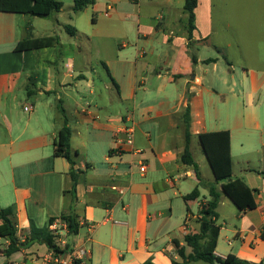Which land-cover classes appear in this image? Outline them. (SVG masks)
<instances>
[{
	"label": "crops",
	"instance_id": "0c3cea01",
	"mask_svg": "<svg viewBox=\"0 0 264 264\" xmlns=\"http://www.w3.org/2000/svg\"><path fill=\"white\" fill-rule=\"evenodd\" d=\"M148 1L151 8L145 13L139 0L135 18L131 15L126 18L135 19V38L123 44H112L113 57L103 63L111 78L106 88L116 91L120 103L114 105L110 99L111 105L102 104L94 108L91 101L82 95L84 92L95 95V80L91 79L88 67L78 63L82 48L78 46L77 51L72 50L73 54L64 49L58 50L64 44L60 36L55 35L56 41L50 47L17 51L18 44L28 38H49L40 35L42 25L38 21L45 18L0 11V117L6 124L11 144L10 147L0 146V160L7 155L12 158L20 156L29 161L25 166H17L11 161L9 170L1 174L3 178L0 179L11 195L4 208H14L21 241L29 234L30 220L35 222L28 206L42 208L51 204L59 209L63 203V214L74 211L81 225L77 236L66 237L68 247L86 251L89 263L143 264L151 259L155 264H172L173 259L179 260L175 240L184 245L187 234L199 232L200 208L209 201L207 186L200 188L201 197L198 200L186 202L184 199L200 184L194 170L181 161L187 145L184 115L189 105L190 150L193 157L195 144L200 145V135L229 131L233 179L242 180L258 190L257 208L242 216L234 203L222 195L224 198H221L217 208L218 224L222 208L227 205L236 218L225 219L232 222L233 228L225 229L228 247L223 250L220 249V241L224 225H221L215 254L222 259L234 254L243 260L264 262V177L260 175L264 173V166L254 171L245 169L242 177L235 175L234 133L232 129H220L219 124L208 122L206 115L205 95L227 100L238 89L235 64H223L219 56L221 51L217 50L214 41L212 2L199 0L195 10L196 29L190 43L188 13L183 10L177 14L171 0ZM99 5L95 0V10ZM108 7H113L115 13L112 4H107L103 12L106 13ZM61 12L49 18H58ZM56 22L60 24L57 19ZM67 26L71 25H64L65 31L75 38L77 30L72 29L70 33ZM162 31L167 33L160 35ZM100 47L109 48V43H100ZM211 47L218 51L217 55H207V52H212ZM243 72L247 99L242 115L235 116L233 126L236 131L249 127L264 134V125L260 120L264 105V72L258 73L247 67ZM28 87L36 88L38 93L28 97ZM140 94H143L141 101ZM130 102L133 109L128 105ZM20 107L30 114L26 120L15 125L13 118ZM61 108L72 131V150L78 152L76 194L73 193L74 181L68 161L56 158L54 149L49 155H42V150L50 146L54 148L59 138L64 125ZM54 110L59 115L52 118L49 111ZM130 127L134 128V146L122 143L126 139L125 131ZM75 134L85 151H88L90 140L108 145V153L104 156L107 167L98 168L97 161L91 159L88 153L72 146ZM25 136H29L25 144L15 146V141ZM110 151H114L112 155ZM254 151L264 162L263 136ZM204 157L208 162L205 154ZM142 163L147 167L146 172L140 170ZM197 164L204 182L214 183L209 163L212 177H206L201 163ZM249 171L262 179V188L253 185L252 178H243L250 176ZM51 177L60 182L55 183ZM24 180H28L29 185ZM188 181L195 182L190 189L185 187ZM1 197L0 192V203ZM181 202L185 203L182 211L179 209ZM52 214L55 213L48 216L60 218L63 215ZM174 220L181 223L178 229L174 228ZM177 232L179 235H176ZM229 241H232L231 245ZM9 245L8 240L0 237V264H34V260L48 250L46 246L36 244L7 257L5 251ZM187 252L190 253L191 249L187 248ZM190 264L220 263L197 261Z\"/></svg>",
	"mask_w": 264,
	"mask_h": 264
},
{
	"label": "rangeland",
	"instance_id": "374dc122",
	"mask_svg": "<svg viewBox=\"0 0 264 264\" xmlns=\"http://www.w3.org/2000/svg\"><path fill=\"white\" fill-rule=\"evenodd\" d=\"M59 1L63 3V8L58 18H45L43 19L44 21H38V24L42 25L40 35L42 37L60 36L64 47H59L58 50L64 49L73 54L74 52L72 50L76 49L77 51L78 46L82 48L83 52L79 56L78 63L83 67H88L87 71L91 79L95 80V95H90L89 92H84L82 95L87 98L89 102L91 101L93 108L102 104L111 105V100L113 101L112 104L118 105L120 102L118 101L116 91L106 88V84L111 83V78L103 66V63H107V61L113 57L110 49L111 46L114 48L113 45L116 43L123 44L135 38L137 24H135L134 15H137V4L139 0H98L100 5L96 10L91 6L76 14L73 12L72 8L74 6V0ZM140 1L142 2L144 13L148 8H151L148 0ZM171 1L174 11L177 14L183 12L185 0ZM211 2L214 8L215 18L214 41L218 47L217 50L221 51L219 56L222 58L223 64H226V62L227 64H229V62L235 64V81L238 89L236 94L232 97L229 96L227 100H225V98L219 99V97L216 96L209 97V95H205L206 115L208 122L219 124L220 129H232L234 133L233 154L235 175L242 177L245 175V169L254 171L264 166L263 159L254 151L255 147L259 145L260 137H264L262 131H257L249 127H243L242 130L236 131L233 126L235 116L242 115L244 111L243 104L247 99V83L242 77L244 74V67L258 73L264 72V0H211ZM107 4L114 5L116 9L115 13L112 11L113 15L111 17H107L106 13L103 12ZM128 15L134 18L126 19ZM56 19L59 20L60 24L56 22ZM64 25H71L77 30L76 39L70 37L65 31ZM37 29L39 30V28ZM164 33L167 32L162 31L160 35ZM97 41L100 42L97 44ZM107 42L109 43V48L106 47L103 49L100 47V43ZM211 50L212 52H207L208 56L218 54V51L214 47H211ZM74 55H76V53ZM60 71L62 72V69ZM22 92L23 96L26 98L24 90H22ZM140 97H143V94L139 95V100L141 101ZM213 98H215V101L212 102ZM128 105L132 108L131 102L128 103ZM29 114V112H26L20 107L17 116L13 118V123L15 125L19 124L21 120H26ZM49 114L52 118L59 115L58 112L56 114V110L49 111ZM58 118H60V116ZM260 120L264 125V105L261 107ZM27 138H29V136L15 141V146L21 147L25 144ZM79 143V138L75 134L72 146L74 148H80L82 153H88L91 159L97 161L98 168L107 167V165L104 164V156L108 153L107 144L102 141H98L96 144L90 140L87 144L88 151H85V148ZM4 145L6 147L11 146L6 131V124L0 117V146L4 147ZM53 149L54 148L50 146L49 149L42 150V155H49L52 153ZM193 153L197 163H201L203 167V174H205L206 177H212L213 171L211 173L208 162L205 161L203 151L198 143L195 144ZM80 159L81 158H79V160ZM11 161L17 166H25L29 163L28 160L20 156H13L12 158L5 155L0 160V178H3L1 174H4V171L9 170L11 167ZM60 162H62V160ZM262 169L264 170V168ZM250 173L249 177L243 178H252V184L262 188V179L258 177L256 173ZM51 178H53L52 180L57 184L60 182L59 179H54L56 177ZM24 181L29 185L28 180ZM47 181L49 182V179ZM3 183L4 182L0 179V192L2 193L0 205L5 207L11 195L8 194L9 190ZM194 183V181H188L185 187L190 189L192 185H195ZM9 188L11 189V185H9ZM192 190H194V188ZM110 192L115 194V192ZM183 206H185V203L181 202L179 205L180 211H182ZM28 208L31 215L35 217L32 219L35 220L38 227H45L48 224L51 217L48 216L49 213H55L52 214L54 216H61L64 213L63 203L59 209H55L51 204L42 208H33L31 206H28ZM226 218H236L235 214H232L229 210L228 205L222 208L221 220L219 222L220 225H224V231L220 241L221 250L228 247L225 229L230 227L233 228L232 222L226 221ZM232 221L235 223L234 219ZM173 223H175V229L181 226V223L176 222V220H174ZM62 229L63 228H59L58 231ZM176 235H179V233L177 232ZM62 236L64 235L62 234Z\"/></svg>",
	"mask_w": 264,
	"mask_h": 264
},
{
	"label": "trees",
	"instance_id": "16d2710c",
	"mask_svg": "<svg viewBox=\"0 0 264 264\" xmlns=\"http://www.w3.org/2000/svg\"><path fill=\"white\" fill-rule=\"evenodd\" d=\"M199 0H185L184 10L189 15L188 21V40L193 41V32L196 29L195 10L198 7ZM95 0H74L73 11L79 13L88 7L94 6ZM63 3L58 0H0V11L3 13H15L30 15L39 18H49L56 13L61 12ZM94 21V20H93ZM70 32L75 28L67 26ZM71 33V32H70ZM73 34V33H72ZM75 34V33H74ZM56 41L55 37L31 39L28 38L20 42L17 51L39 50L53 45ZM195 62V58L193 57ZM214 61V60H209ZM105 67L106 65L103 64ZM38 91L36 88L27 89V96L34 97ZM61 115L64 117V125L60 131L58 140L54 143V156L56 158H64L70 164V175L74 181L73 193L76 194L77 173L75 170L76 157L78 152H74L71 147L72 131L68 126V120L65 111L60 109ZM184 122L186 125V149L181 157L183 164L191 167L200 184L188 195L184 197L186 202L198 200L201 197L202 186L209 189V201L207 204L201 205L200 230L198 233H189L184 237V245L180 241L175 240L174 245L179 260H172V264H190L192 262L203 261L206 263L220 264H264V262H251L243 260L234 254H229L225 259L216 256L215 252L218 246V240L222 226L218 224L219 214L217 208L221 202L222 195L228 197L242 216L248 211L257 208L256 194L257 189H252L244 181L233 179V157L231 148V133L229 131H219L205 133L199 136V142L203 149L208 163L213 171L215 182L205 183L201 177L199 165L195 162L190 150L192 135L190 133V108L186 107ZM114 151H110V155ZM264 177V173H260ZM221 184V190L219 185ZM15 210L13 207L4 208L0 205V237L8 240L10 245L5 251V255L10 257L21 249L31 248L33 245H43L47 247V251H56L61 253L58 247L57 237L50 227L58 220L67 225V237L73 238L79 234L81 225L80 218L74 211L68 215L63 214L60 218H50L45 227H38L33 220H30L29 234L24 241L18 236V225L14 219ZM187 248L191 252H187ZM91 264V263H89ZM143 264H155L153 260H147Z\"/></svg>",
	"mask_w": 264,
	"mask_h": 264
},
{
	"label": "built area",
	"instance_id": "2783aa9c",
	"mask_svg": "<svg viewBox=\"0 0 264 264\" xmlns=\"http://www.w3.org/2000/svg\"><path fill=\"white\" fill-rule=\"evenodd\" d=\"M113 7H108L106 16H111ZM126 139L122 143L128 146H134V128L130 127L126 129ZM141 172H146L147 167L144 163L140 164ZM117 190V188H113ZM123 193V191H121ZM59 228H63L61 231H58ZM51 231L58 236V247L61 253L56 251H47L43 256L36 258L34 264H89L87 258L88 254L86 251H80L76 249H70L67 242V225L62 222L54 223L50 227ZM62 234L64 236H62ZM230 245L232 241L228 242Z\"/></svg>",
	"mask_w": 264,
	"mask_h": 264
}]
</instances>
